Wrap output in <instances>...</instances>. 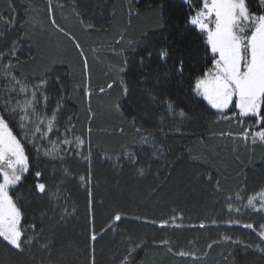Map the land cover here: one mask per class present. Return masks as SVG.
<instances>
[{
    "label": "trees",
    "instance_id": "trees-1",
    "mask_svg": "<svg viewBox=\"0 0 264 264\" xmlns=\"http://www.w3.org/2000/svg\"><path fill=\"white\" fill-rule=\"evenodd\" d=\"M254 2L250 10L260 14L264 6ZM51 4L63 6L56 15L67 25L61 13L70 22L76 1ZM51 4L0 0V53L18 41L16 57L5 55L0 63L12 60L13 73L30 86L47 81L42 90L47 106L41 100L38 107L49 117L60 106L56 128L35 146L18 119L6 115L28 156V171L9 194L32 243L21 252L0 238V264H122L136 243L141 247L129 264H264L257 223L255 232L221 226L231 221L226 207L236 208L237 197L264 187V145L252 154L231 151L230 144L215 138L222 131L218 113L194 91L196 79L214 64L206 37L189 23L201 0H90L88 6L102 14L105 25L88 31L78 27L99 52L88 78L77 48L61 42L50 24ZM37 9L44 13H32ZM35 15L46 32L30 27L28 20ZM10 17L15 27L4 22ZM162 51L168 53L164 58ZM181 62L183 72L178 71ZM7 87L0 69V110ZM246 120L258 125L256 118ZM65 135L84 144L44 154L49 140L62 141ZM145 135L153 146L141 144ZM38 182L45 183L44 193L37 190ZM116 214L121 215L118 222ZM161 223L167 227L159 228ZM201 224L207 227L199 229Z\"/></svg>",
    "mask_w": 264,
    "mask_h": 264
},
{
    "label": "snow or ice",
    "instance_id": "snow-or-ice-1",
    "mask_svg": "<svg viewBox=\"0 0 264 264\" xmlns=\"http://www.w3.org/2000/svg\"><path fill=\"white\" fill-rule=\"evenodd\" d=\"M186 2L191 4V0H186ZM259 3L264 6V0H259ZM49 4H51V0H49ZM3 19L0 17V20ZM4 22L9 27H15V20L12 17ZM189 23L204 34L206 44L214 57L213 67L195 81L196 95L202 97L218 113L223 114L229 108H233L238 110L239 117H253L256 118L258 124H264V8L260 14H256L250 10L249 0H201L199 10L190 16ZM52 24H56L54 19ZM59 30L64 31L62 28ZM76 47L79 49L80 45L77 43ZM17 48L18 41H13L7 53H0V61L5 55L15 58ZM81 55H84L82 50ZM167 55V51H162V58ZM84 63L87 68L86 58ZM0 69L3 70L8 86L4 99L5 106L0 110V178H2V182H0V238H3L14 249L22 252L25 250L26 244H31L32 240L21 227L23 214L9 194V187L16 185L23 174L28 171V156L25 153L24 145L9 127L6 115L18 119L19 127L25 130V138L31 134L32 143L35 146L36 140L47 139L56 128L57 112L60 106L58 104L49 117L46 111L38 107L41 100H43L44 107L47 106V97L42 91L47 84L46 80L39 85L30 86L23 79H18L12 71V60H8L6 64L0 63ZM178 71L183 72L182 62ZM108 87L111 88L112 85L109 84ZM124 92L127 93L126 87ZM15 96H22V99H15ZM168 107L171 111L172 105L169 104ZM179 115L183 117L185 113L181 110ZM222 118L234 117L223 116ZM71 127L69 125L66 132H69ZM56 130L58 131V128ZM88 131L90 132L91 129ZM136 131L141 132L142 129L137 128ZM228 135H232V133H228ZM241 137L247 141L249 139L248 131L243 132ZM257 137L261 142H264V130L254 133L251 138L253 143L257 142ZM49 144L51 147L47 148L44 154L51 156L58 155L63 150V146L71 148L75 144L76 148H80L84 144V140L77 137L73 141L65 135L62 141L49 140ZM141 144L153 146L149 135L141 137ZM36 150L39 152V147ZM128 157L130 160H134L135 154L128 153ZM86 159H88L90 167V154ZM140 171L143 174V169ZM35 176L39 178L41 172L36 171ZM80 180L84 181L85 177L81 176ZM36 188L39 192L44 193L46 185L38 182ZM88 194L91 198V190ZM257 200L261 205L259 208L256 207ZM246 206L257 212L264 211V190L248 197ZM89 208H91V199ZM233 210L237 213L241 211L239 207L233 208L229 205V211ZM114 220L120 221L121 215L116 214ZM229 223L231 224L233 221H229ZM234 223L240 224L239 220ZM160 226L164 227L165 223H161ZM240 226L253 232L257 230L251 223L240 224ZM35 227V225H31L33 230ZM199 227L203 228L205 225L201 224ZM259 228L258 236L264 240V224ZM96 239L97 235L93 232L91 240L95 241ZM225 239L231 238L225 237ZM162 243L168 244L169 242L162 241ZM138 247L141 245L136 243L135 247L129 248L128 256L124 258L122 264H129V257ZM169 251H172L171 247ZM177 254L180 256L191 255L184 251H179Z\"/></svg>",
    "mask_w": 264,
    "mask_h": 264
},
{
    "label": "rangeland",
    "instance_id": "rangeland-1",
    "mask_svg": "<svg viewBox=\"0 0 264 264\" xmlns=\"http://www.w3.org/2000/svg\"><path fill=\"white\" fill-rule=\"evenodd\" d=\"M77 5H76V10L75 12H73L70 16L71 21L69 22V18L64 15L63 13H61L62 16H60V19L62 20V22L67 23V25L62 24L60 22V20L58 21V17L56 15V9L61 12L63 8L62 5H56L53 6L52 4L50 5L49 8V20H50V24L51 26L56 29L57 31L60 32L59 35V39L61 40V42H66V43H70V45H74L76 47V44L78 43L80 45V48L77 50L78 52L81 54V50L83 51V56L81 55L83 61L86 58L87 59V67L89 69V71H87L86 69V73H87V78L89 77V75H91V70L94 67V63L96 58L99 57V52L96 51V49L98 50V48H96L95 50H93L92 48H90L89 44L87 43L88 39H85L83 37V33H81L80 29L78 27H80L83 30L88 31L90 28H103L105 23L103 21V16L101 13H99L96 10L91 9L88 4L90 2V0H75ZM255 0H249V5L251 8L255 9ZM253 2V3H252ZM253 7H252V6ZM250 8V9H251ZM32 13L35 14H43V10H35L32 11ZM24 22L28 19L24 18ZM55 20L56 24L53 25L52 24V20ZM77 21V23H76ZM30 27L39 29L41 32H46L47 29L45 27V25H40L43 24L40 20V17L35 15L34 19L28 20ZM27 21L25 23H28ZM17 25V24H16ZM59 26V27H57ZM63 29L64 31H60L59 29ZM90 38V37H89ZM91 41L93 40V37L90 38ZM89 40V41H90ZM88 44V47L86 46ZM100 50H104V49H109V47H100ZM98 62H102L101 60L97 59ZM85 67V66H84ZM85 69V68H84ZM102 89V88H101ZM109 90V87L107 88H103V91L100 90V93L102 92H107ZM215 110V109H214ZM216 111V110H215ZM217 112V111H216ZM218 113V112H217ZM223 116H228V117H234V118H229V119H223ZM248 117L245 118H241L238 115V110L233 109V108H229L227 112L225 113H218L217 119H216V123L218 125H220L219 127L221 128L222 131H218L220 133H216L215 138L219 139L220 141L223 142H227L228 144H230V149L231 151H234V153H255L256 146H263L264 142H261L259 140V138H256V143L252 142V136L254 135L255 132L257 131H261L264 130V124L263 127L259 130H255L256 127L259 126L258 125H253L251 126V123L246 120ZM251 118V117H250ZM238 121H242V122H238ZM248 131V135H249V139L247 141H245L242 137L241 134L245 131ZM228 133H232V135H228ZM214 139V138H213ZM262 190H264V187L261 189H258L256 191L253 190H249L248 193L246 195H244V198H240V199H236V204L237 207H239L241 209V211L239 213L233 211H229V206L226 207V213H227V219L231 220L233 222L237 221V220H241V221H246L248 223H257L259 226L264 224V211H260L257 212L251 208H248L247 205V198L251 197L254 194H259ZM260 202L259 200H257L256 202V207H260ZM253 224V225H254ZM161 225V224H160ZM160 225H158L159 228H163ZM223 227H227V228H242L244 230H250V229H246L240 226V224H236V223H229V224H224L221 225ZM164 227H167L166 225ZM207 226L205 225L206 228ZM195 228V227H192ZM199 229H203L201 227L198 226ZM252 231V230H250ZM258 235V234H257ZM260 238V237H259ZM261 239V238H260ZM264 242V240H262ZM193 261L196 260L197 258H191Z\"/></svg>",
    "mask_w": 264,
    "mask_h": 264
}]
</instances>
